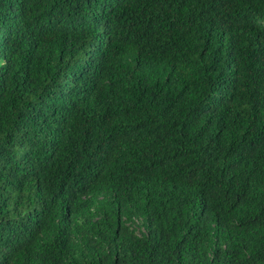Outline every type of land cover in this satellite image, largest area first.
<instances>
[{
	"label": "trees",
	"instance_id": "16d2710c",
	"mask_svg": "<svg viewBox=\"0 0 264 264\" xmlns=\"http://www.w3.org/2000/svg\"><path fill=\"white\" fill-rule=\"evenodd\" d=\"M0 264H264V0H0Z\"/></svg>",
	"mask_w": 264,
	"mask_h": 264
}]
</instances>
